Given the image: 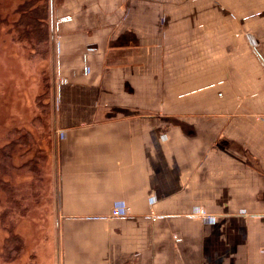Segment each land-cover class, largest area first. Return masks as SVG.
Segmentation results:
<instances>
[{"label": "crops", "instance_id": "1", "mask_svg": "<svg viewBox=\"0 0 264 264\" xmlns=\"http://www.w3.org/2000/svg\"><path fill=\"white\" fill-rule=\"evenodd\" d=\"M50 47L36 264H264V0H50Z\"/></svg>", "mask_w": 264, "mask_h": 264}, {"label": "rangeland", "instance_id": "2", "mask_svg": "<svg viewBox=\"0 0 264 264\" xmlns=\"http://www.w3.org/2000/svg\"><path fill=\"white\" fill-rule=\"evenodd\" d=\"M25 2L0 0V181L7 183H0V264H36L40 237L52 231V52L19 27ZM39 5L46 20L47 0H36L34 8ZM11 232L20 238L18 252L7 246Z\"/></svg>", "mask_w": 264, "mask_h": 264}, {"label": "trees", "instance_id": "3", "mask_svg": "<svg viewBox=\"0 0 264 264\" xmlns=\"http://www.w3.org/2000/svg\"><path fill=\"white\" fill-rule=\"evenodd\" d=\"M47 2V24L46 22L44 23V6L39 5L37 8H34L36 0H26L24 5L19 10L21 14V18L18 23L19 27L23 28L28 38L31 37L33 40L37 41L38 45H42L43 48H45V46L48 48V45L50 44V0H47ZM28 137L30 138V135H28ZM7 155L8 160L12 159V154ZM0 183L2 186H7V183H2L1 181ZM19 244H21L20 238L17 236V234H13L11 232L7 246H11L13 251L18 252V250L21 249Z\"/></svg>", "mask_w": 264, "mask_h": 264}, {"label": "built area", "instance_id": "4", "mask_svg": "<svg viewBox=\"0 0 264 264\" xmlns=\"http://www.w3.org/2000/svg\"><path fill=\"white\" fill-rule=\"evenodd\" d=\"M125 214H129L130 213V210H128V209H126L125 211ZM113 216H119V215H121V211L119 210V209H115L114 211H113V214H112ZM199 215H201V216H203L204 218H208V219H212L213 218V216H211V215H208V214H206L205 212H203V213H201V214H199Z\"/></svg>", "mask_w": 264, "mask_h": 264}]
</instances>
